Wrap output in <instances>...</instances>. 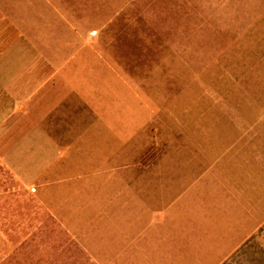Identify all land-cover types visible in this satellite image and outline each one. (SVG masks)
I'll return each instance as SVG.
<instances>
[{"label": "rangeland", "instance_id": "obj_1", "mask_svg": "<svg viewBox=\"0 0 264 264\" xmlns=\"http://www.w3.org/2000/svg\"><path fill=\"white\" fill-rule=\"evenodd\" d=\"M123 1L125 13L110 15L106 46L94 50L124 76V100L140 111L141 178L170 168L176 177V169H192L185 177L193 178L235 136L264 141V0ZM66 122L54 121L58 133ZM5 139L12 137L0 134V264H194L193 256L214 264L217 248L220 264H264L255 205L251 236L220 238L212 186H37L35 176H24V159L1 156L15 147ZM189 188L193 196L177 199ZM198 188L207 194L204 205ZM102 214L123 217L119 248L118 224L101 221ZM158 214L169 227L149 231ZM197 220L212 230L204 244Z\"/></svg>", "mask_w": 264, "mask_h": 264}, {"label": "crops", "instance_id": "obj_2", "mask_svg": "<svg viewBox=\"0 0 264 264\" xmlns=\"http://www.w3.org/2000/svg\"><path fill=\"white\" fill-rule=\"evenodd\" d=\"M124 13L123 0H0V134L15 144L1 156L24 159V176H35L37 186H206L207 192L212 186L220 208L214 228L220 238L240 231L244 238L251 236L253 228H247L254 205L264 222L263 136H235L229 149L218 152L211 167H197L193 178L185 177L189 168L176 169L180 177L170 168L141 178L140 140L134 134L140 111L124 100V76L110 68L102 49L94 50L106 46L110 15ZM231 90L242 95L240 89ZM244 96L247 101V92ZM60 118L67 122L58 133L54 121ZM193 191L189 188L177 199L193 196ZM206 199L198 188L197 203L204 205ZM161 215L149 223V231L162 229L161 224L169 227ZM122 220L118 214L101 215V221L118 224L117 248ZM208 224H193L203 244ZM151 241L149 237V246ZM144 242L145 237L136 244ZM218 250H213L214 264L224 257ZM193 261L204 264L196 256Z\"/></svg>", "mask_w": 264, "mask_h": 264}]
</instances>
